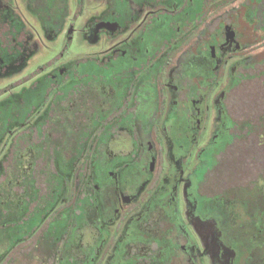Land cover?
I'll return each mask as SVG.
<instances>
[{
  "label": "flooded vegetation",
  "instance_id": "obj_1",
  "mask_svg": "<svg viewBox=\"0 0 264 264\" xmlns=\"http://www.w3.org/2000/svg\"><path fill=\"white\" fill-rule=\"evenodd\" d=\"M254 81L264 0H0V264H264Z\"/></svg>",
  "mask_w": 264,
  "mask_h": 264
},
{
  "label": "rangeland",
  "instance_id": "obj_2",
  "mask_svg": "<svg viewBox=\"0 0 264 264\" xmlns=\"http://www.w3.org/2000/svg\"><path fill=\"white\" fill-rule=\"evenodd\" d=\"M93 11H94L93 9L88 8L87 12H86L85 19L90 17ZM60 42L59 41H57L55 43L50 42L49 45L50 44H54V46H52L51 48H47L44 52H41L32 61L30 59V62H32L33 64H36V63H38V62H40L42 60L51 59L52 56H54V54L59 51ZM87 44H88L87 41L80 42L79 39L74 38L73 41L70 44L69 49L66 50L64 58L65 59H74L75 57H79L82 54L85 55L84 54V50H85L84 46L87 45ZM27 71L28 70H26L25 72H27ZM254 82H255L254 84L247 85V86H245L242 89L243 90L242 92L244 93V96H241V98H240L241 99V103H242L243 100H244L243 102H245L246 99H251L252 95L260 94V93L264 94V86L258 85L256 81H254ZM1 84H4V82L1 83ZM5 84H7V83H5ZM247 96H248V98H247ZM240 105L241 104L239 102L238 105H237L238 108H240ZM241 108L245 109L246 108V103H244V104L242 103ZM259 108H260V106L258 107V109ZM243 167H244V169H247V171H246L247 174H251L253 176V175H255L257 173L256 168L254 170H251L247 166H243ZM238 216H239L238 223L243 225L242 226L243 227L242 228L243 229V235L248 239L250 234L255 233V229L253 227V223L251 224V217H246V215H244L243 213H240ZM253 216H256V217L259 216L260 217V221L262 222V224L264 226V211L261 214H255ZM3 233L9 235V231H5L4 230ZM259 235H261V233H259ZM84 238L88 239L87 243H89V242H92V240H94L95 236L94 235L92 236L91 234H86V236H84ZM76 241H77V239H76Z\"/></svg>",
  "mask_w": 264,
  "mask_h": 264
}]
</instances>
